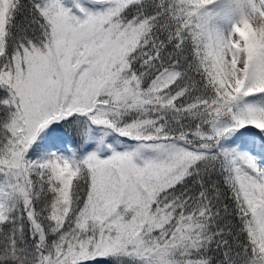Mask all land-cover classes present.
I'll use <instances>...</instances> for the list:
<instances>
[{"label":"snow or ice","instance_id":"obj_1","mask_svg":"<svg viewBox=\"0 0 264 264\" xmlns=\"http://www.w3.org/2000/svg\"><path fill=\"white\" fill-rule=\"evenodd\" d=\"M0 264H264V0H0Z\"/></svg>","mask_w":264,"mask_h":264}]
</instances>
